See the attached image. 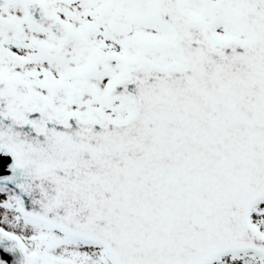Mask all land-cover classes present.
<instances>
[{"label":"snow or ice","instance_id":"1","mask_svg":"<svg viewBox=\"0 0 264 264\" xmlns=\"http://www.w3.org/2000/svg\"><path fill=\"white\" fill-rule=\"evenodd\" d=\"M0 264H264V0H0Z\"/></svg>","mask_w":264,"mask_h":264}]
</instances>
